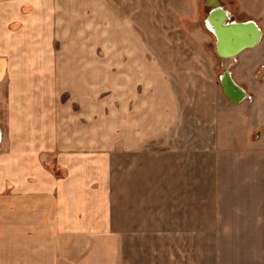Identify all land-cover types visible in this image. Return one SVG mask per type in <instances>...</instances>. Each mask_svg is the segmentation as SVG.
Here are the masks:
<instances>
[{"label":"rangeland","instance_id":"obj_1","mask_svg":"<svg viewBox=\"0 0 264 264\" xmlns=\"http://www.w3.org/2000/svg\"><path fill=\"white\" fill-rule=\"evenodd\" d=\"M59 2L72 9L56 11L53 41L42 58L28 60L39 67L35 73L21 76L27 60L0 55V146L10 84L21 77L29 90L17 98L26 93L43 101L53 120L56 152L42 155V163L54 177L63 175L59 155L68 162L91 142L93 162L108 163L115 181L118 164L128 161L118 149L132 132L156 136L141 138L146 149L216 148L212 185L206 171L193 176L205 183L199 210L214 212L219 223L203 236L205 264H264V0H219L229 20H253L261 29L259 43L232 58L215 53L204 0ZM224 72L245 91L240 102L224 96ZM38 207L56 211V185L54 194L39 196Z\"/></svg>","mask_w":264,"mask_h":264},{"label":"crops","instance_id":"obj_2","mask_svg":"<svg viewBox=\"0 0 264 264\" xmlns=\"http://www.w3.org/2000/svg\"><path fill=\"white\" fill-rule=\"evenodd\" d=\"M71 9L59 0H4L0 55L9 51V58L15 53L26 59L21 76L32 75L39 67H30L28 60L42 58L53 41L56 11ZM11 87L1 120L0 264H205L203 236L216 233L219 223L214 212L199 210L205 195L198 188L205 183L193 176L206 171L212 185L219 150L146 149L141 138L156 136L132 132V141H123L118 149L128 161L118 164L115 181L108 163L93 162L91 142L70 153L68 162L59 155L63 175L54 177L42 163V155L56 152L47 106L26 93L17 98V92L29 90L27 80L20 77ZM55 185L56 211L40 210L39 196L54 194ZM189 186L197 188L191 195ZM190 203L196 208L190 209ZM50 250L56 252L48 254Z\"/></svg>","mask_w":264,"mask_h":264},{"label":"water","instance_id":"obj_3","mask_svg":"<svg viewBox=\"0 0 264 264\" xmlns=\"http://www.w3.org/2000/svg\"><path fill=\"white\" fill-rule=\"evenodd\" d=\"M209 7L205 18V26L213 11H218L221 19L215 20L211 28L207 29L214 36V49L217 56L221 58H232L247 48L255 47L261 39V29L253 20L234 21L229 20V13L220 4L219 0H204ZM220 4V5H219ZM220 84L224 96L231 102H240L245 91L232 79L229 72L220 76Z\"/></svg>","mask_w":264,"mask_h":264},{"label":"bare ground","instance_id":"obj_4","mask_svg":"<svg viewBox=\"0 0 264 264\" xmlns=\"http://www.w3.org/2000/svg\"><path fill=\"white\" fill-rule=\"evenodd\" d=\"M220 5V4H219ZM218 15V11H213V13L211 14L210 18L207 20V27L211 28V24L213 23V21L220 20L221 18Z\"/></svg>","mask_w":264,"mask_h":264},{"label":"built area","instance_id":"obj_5","mask_svg":"<svg viewBox=\"0 0 264 264\" xmlns=\"http://www.w3.org/2000/svg\"><path fill=\"white\" fill-rule=\"evenodd\" d=\"M1 135V134H0ZM0 141H1V136H0Z\"/></svg>","mask_w":264,"mask_h":264}]
</instances>
